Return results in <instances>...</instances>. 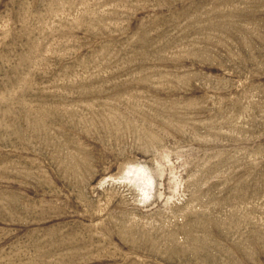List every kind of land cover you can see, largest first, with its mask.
I'll return each mask as SVG.
<instances>
[{"label": "rangeland", "instance_id": "obj_1", "mask_svg": "<svg viewBox=\"0 0 264 264\" xmlns=\"http://www.w3.org/2000/svg\"><path fill=\"white\" fill-rule=\"evenodd\" d=\"M0 264H264V0H0Z\"/></svg>", "mask_w": 264, "mask_h": 264}]
</instances>
